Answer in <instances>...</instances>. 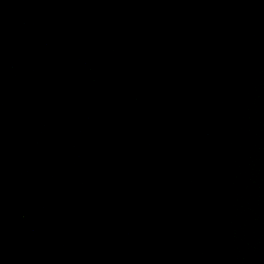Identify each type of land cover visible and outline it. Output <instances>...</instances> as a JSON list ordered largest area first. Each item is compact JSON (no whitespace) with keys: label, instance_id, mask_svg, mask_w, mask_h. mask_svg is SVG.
<instances>
[{"label":"water","instance_id":"obj_1","mask_svg":"<svg viewBox=\"0 0 264 264\" xmlns=\"http://www.w3.org/2000/svg\"><path fill=\"white\" fill-rule=\"evenodd\" d=\"M0 264H264V0H0Z\"/></svg>","mask_w":264,"mask_h":264}]
</instances>
